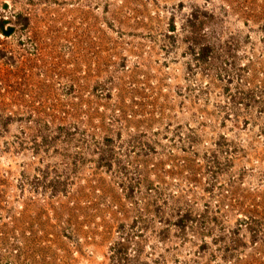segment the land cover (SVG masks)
Wrapping results in <instances>:
<instances>
[{"label": "rangeland", "instance_id": "1", "mask_svg": "<svg viewBox=\"0 0 264 264\" xmlns=\"http://www.w3.org/2000/svg\"><path fill=\"white\" fill-rule=\"evenodd\" d=\"M0 20V264H264V0Z\"/></svg>", "mask_w": 264, "mask_h": 264}, {"label": "trees", "instance_id": "2", "mask_svg": "<svg viewBox=\"0 0 264 264\" xmlns=\"http://www.w3.org/2000/svg\"><path fill=\"white\" fill-rule=\"evenodd\" d=\"M5 24H7L6 21L0 20V31H1V33H2V35H3L4 37H7V36L10 35V33H11L13 30H12V28H8V29H6V30H3V27H4ZM202 49H203L202 52L205 53L207 48H202ZM207 51H208V50H207ZM197 57H198V56H197ZM126 251H127V250H126V247H122V246H120V247L118 248V250H114V253H113V254H116L117 257L114 256V255H112V256H113L112 259L117 258L116 264L118 263V261H119V263H122V262H121V259H120L119 257L124 256Z\"/></svg>", "mask_w": 264, "mask_h": 264}]
</instances>
